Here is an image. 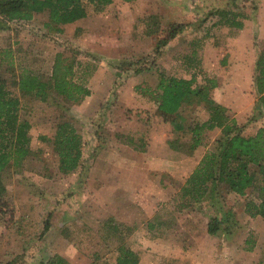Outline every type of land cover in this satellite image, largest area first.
<instances>
[{
	"label": "rangeland",
	"instance_id": "374dc122",
	"mask_svg": "<svg viewBox=\"0 0 264 264\" xmlns=\"http://www.w3.org/2000/svg\"><path fill=\"white\" fill-rule=\"evenodd\" d=\"M86 2L88 7L92 5L89 0ZM221 7L219 0H190V11ZM1 20L0 80L5 79L12 92L21 98L19 115L29 120L32 127L31 153L23 166L11 164L0 176V264H51V259L54 263L65 264H117L122 246L140 254L139 264H197L196 256L199 255L190 258V222L201 237L191 245L194 254L203 250L207 258L223 264H264V221L252 220L255 216H251L246 209L250 198L258 203L264 199V190L240 196L226 193V186L221 185L217 194L208 193L192 207H177L181 187L190 175V165L179 167L177 171L171 158L176 154L179 158H190L189 141L186 142L183 137L188 136V132L183 127L194 119H207L208 114L201 105L200 97L194 96L185 102L176 122L170 124L169 129L164 125L156 126L159 138L165 136L167 140H182L185 144L178 145L179 149L156 143L148 153L149 141L146 139L145 142L128 139L123 147H106L102 140L108 137V129L104 131L102 125L97 128V124L91 127L90 118L84 114L90 112L88 107L83 110L77 106L79 104L59 95L53 88L50 75L56 54L63 52L81 62L82 66L76 67V78L89 86L92 75L102 62L101 58L77 47L66 36V31L61 34L56 32L57 27H44L43 24L48 21L45 12L36 14V19L28 24L11 23V30L4 28ZM162 31L158 33L156 43L165 35ZM80 50L87 55L80 54ZM154 51L147 56V60L140 55L124 56L110 58L114 62L103 65L101 74L105 76H99L101 81L109 82L110 78H114L115 82L111 97L102 103V108L111 110L122 106L120 96L124 91L120 88L130 79L131 85L136 87H124L123 90L126 89L129 99L132 94L136 97L122 107L128 110L127 115L139 116V122L144 125L152 124L151 110H157V104L150 94L140 92V88L152 86L144 79H138L141 76L132 78L128 71L138 73L146 63L154 67ZM50 55L52 59L48 60ZM197 61L192 60L190 73L195 71L201 78L199 80H204L202 84L207 83L208 79L205 80ZM95 65L97 68L94 71ZM24 67L39 73L48 83L46 100L19 90L16 82ZM181 68L187 70L184 64ZM94 87L100 89L101 86ZM62 121H73L84 139L83 162L74 172L66 174L59 169V156L53 143L57 125ZM256 121L251 118L242 124L243 134L254 133L252 124ZM172 127L179 132H174ZM214 138L208 137L203 148L214 149ZM138 149L146 151L145 174L140 168L134 169L135 174L131 171L139 177L134 181L141 182L138 192L135 194L132 189L122 194L119 190L121 179L113 180V173L108 169L111 164L96 163V159L100 155H130ZM251 174L261 183L264 181V174L258 171V167H252ZM3 203L9 207L8 210L4 211ZM215 206L222 209L219 216L223 220V227L216 234L230 235L236 246L239 244L238 250L226 244L224 238L208 239L212 234L207 231V223L215 212ZM12 212L14 222H10ZM58 252L69 259L66 261L53 255Z\"/></svg>",
	"mask_w": 264,
	"mask_h": 264
},
{
	"label": "crops",
	"instance_id": "0c3cea01",
	"mask_svg": "<svg viewBox=\"0 0 264 264\" xmlns=\"http://www.w3.org/2000/svg\"><path fill=\"white\" fill-rule=\"evenodd\" d=\"M89 1L92 5L87 6L88 15L86 17L69 24L56 25L62 29L61 32H56L64 34L66 31V36L77 47L100 57L102 60L89 82L91 95L76 105L83 110L88 107L90 112L84 114L90 118L88 120L92 122L91 127H95L94 125L97 124V128L102 125L104 131L108 129V137L102 140L104 146L123 147L125 143L127 145L128 139L132 140L131 142H145L146 139L150 144H148L149 153L156 143H162V146H170L173 141L177 146L185 144L180 139L167 140L165 136L162 137L163 139L157 136V125H164V128L169 129V125L172 123L166 122L160 115L156 114V110H151L150 122L152 124L150 126L139 122V116L127 115L129 114L127 113L128 110L126 111L122 106H126L131 99L134 100L136 97V94H132L130 99L127 96L126 89L135 86V84L131 85L130 79H127L120 88L121 91H124L120 96L122 106L118 104L119 107L111 108L112 111L102 108V103L111 97L115 80L110 78L109 82H102L99 77L105 76L101 74L102 67L111 63L110 58L140 55L144 57V60H147L149 58L147 56L157 47L158 33L176 22L185 23L186 26L174 39L160 47L157 54H154V67L146 63L138 73L129 70V76L132 78L141 76L138 79H144L152 88H156L159 83V78L153 76H160L161 73L188 79L195 77V85H202L205 88L204 93L210 95L217 103L227 107L229 114L236 119L240 126L251 118L257 120L252 124L254 127L252 130L255 129V132L251 135L256 134L261 127H264V103L261 99L264 98V93L259 92L257 85L258 62L264 53V0H219L223 7L215 8V10H210V8L199 9L197 12L195 10L190 11V0H112L103 5L101 10L96 0ZM35 19L36 16L31 20L12 21L9 23V27L12 28L11 23L28 24ZM201 21H204L202 25L200 24ZM43 26L50 29L45 23ZM9 27L7 30H11ZM50 59H52L51 55L48 60ZM193 59H198L197 62L203 69V76H205V80L208 79L207 83L202 84L204 80L201 82L199 80L201 78L195 71L190 73V65H192ZM52 64L51 67H53ZM182 64L187 67L186 71L181 68ZM132 72L134 74H131ZM113 76L115 75L113 74ZM96 85L97 87L100 85V89L95 88ZM124 87L126 89L123 90ZM173 131L179 132L175 128ZM187 134L188 136H183L185 140L191 137L190 133ZM220 134L221 128L208 130L206 133L208 137H215L214 140ZM134 146L138 147L137 145ZM207 149V147L204 149L203 146H199L189 152L190 158L186 156L179 158L176 154L171 158V161L177 171L179 167L185 168L190 165L191 173ZM141 150H134L135 153L130 155L122 153L114 156L100 155L96 159V163L108 162L112 165L108 166V169H111L110 172L113 173V180L121 179L119 190L122 194L132 189L135 194L138 192L141 182L139 181L140 184H138V181H134L139 178L133 175V173L135 174L134 169L140 168L145 174L147 168L146 151L142 152ZM131 171L133 173H130ZM143 207L145 208V206ZM136 209L139 210V207L137 206ZM260 219L264 221V218L259 215L252 218L256 221ZM191 223L190 258L199 255L196 256L197 264H223L207 258L203 250L196 251L197 254H194L191 245L201 237L197 235L198 231H194L195 225ZM224 235L223 233L212 234L211 238L208 239L218 238L222 240L221 238H224L226 244L235 246L238 250L239 244L236 246L237 243L233 242L230 235ZM53 255L60 256L66 261L69 259L60 252ZM51 257L49 256V259Z\"/></svg>",
	"mask_w": 264,
	"mask_h": 264
},
{
	"label": "trees",
	"instance_id": "16d2710c",
	"mask_svg": "<svg viewBox=\"0 0 264 264\" xmlns=\"http://www.w3.org/2000/svg\"><path fill=\"white\" fill-rule=\"evenodd\" d=\"M87 0H0V18L4 28L9 23L17 20H31L38 13H47L46 26L57 27L75 22L88 15ZM94 1V0H91ZM112 0H96L101 8ZM186 26L184 23H172L162 31L165 35L156 43L154 53L159 48L174 39ZM85 55L83 51H78ZM12 55L11 51H8ZM87 55V54H86ZM13 64L11 60L10 65ZM81 62L74 56H68L58 52L54 59L51 72L53 88L63 96L65 100L78 104L85 97L91 95V89L84 82L76 78V67H81ZM259 75L257 85L260 93H264V53L260 56ZM97 66H93L95 71ZM92 70V72H93ZM196 79L160 74L156 88H140L142 94H150L157 104L155 111L166 122L175 123L180 115L185 102L191 97H200L203 109L208 113V118L200 121L193 120L185 124L183 129L191 134L189 151L205 144L208 130L221 128L220 136L214 140V149L206 150L196 168L185 179L179 194V209L192 207L202 201L208 193H216L221 185L226 186V193H235L240 196L247 195L252 191L263 192L264 181L261 183L251 174L252 167H258V171L264 174V127H261L254 135L243 134V126L229 114L228 108L217 103L210 95L204 93L205 88L195 85ZM19 90L32 93L46 100L48 96V83L43 80L39 73L24 67L16 82ZM264 103V98H261ZM21 98L8 87L5 79L0 80V176L11 164L16 167L23 166L24 160L31 153L30 129L32 124L23 119L19 114ZM174 142V141H173ZM171 142V145L179 149V146ZM54 147L59 156V169L63 173L74 172L83 159V135L79 132L73 121H62L57 125L54 136ZM217 189V190H216ZM4 211L9 207L3 203ZM247 211L251 216L261 215L264 217V199L256 202L253 198L246 204ZM215 211V212H214ZM214 214L209 218L207 231L216 234L223 227L220 218L222 209L214 207ZM14 220L13 212L10 222ZM14 222V221H13ZM48 228V226H46ZM117 264H139L140 254L127 246L119 248ZM51 264H65L54 263Z\"/></svg>",
	"mask_w": 264,
	"mask_h": 264
}]
</instances>
